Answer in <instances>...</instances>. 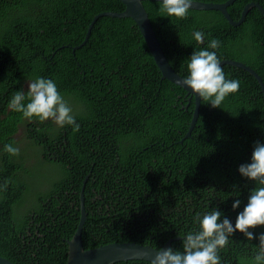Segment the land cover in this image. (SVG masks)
I'll return each instance as SVG.
<instances>
[{
    "label": "trees",
    "instance_id": "obj_1",
    "mask_svg": "<svg viewBox=\"0 0 264 264\" xmlns=\"http://www.w3.org/2000/svg\"><path fill=\"white\" fill-rule=\"evenodd\" d=\"M250 2L264 7V0H236L228 8L234 21ZM144 6L180 76L187 74L192 51L216 38L220 60L241 61L264 82V15L258 8L237 27L217 10L190 9L177 19L161 13L157 1ZM124 10L119 0H0V256L15 264L68 262L83 187L85 249L124 242L162 248L174 239L172 247L181 251L183 236L198 228L197 216L218 208L234 222L237 192L242 209L254 187L238 173L254 145L264 143V95L248 71L222 65L227 78L239 80L238 91L220 108L202 99L192 135L184 139L195 99L162 78L132 18L101 17L73 54L95 15ZM195 29L205 33L203 44L192 39ZM36 76L55 80L64 97L79 100L82 110L72 107L78 130H53V121L27 119L8 108L14 91H26ZM21 130L60 172L40 182L33 203L25 165L3 151L6 143L16 145ZM255 245L235 233L219 251L221 264H255Z\"/></svg>",
    "mask_w": 264,
    "mask_h": 264
},
{
    "label": "clouds",
    "instance_id": "obj_2",
    "mask_svg": "<svg viewBox=\"0 0 264 264\" xmlns=\"http://www.w3.org/2000/svg\"><path fill=\"white\" fill-rule=\"evenodd\" d=\"M157 2L161 13L177 19L186 18L193 5V0ZM191 35L198 44H203L206 39L205 33L199 29L193 30ZM219 46L218 39L209 38L205 47L192 51L187 58V74L183 78V86L214 108L219 107L226 96L238 91L240 85L238 79L226 77L215 51ZM7 106L27 119L50 120L60 127L72 126L74 131L79 128L72 107L51 78L36 76L31 79L26 91H14ZM3 151L13 156L19 154V148L13 143L4 144ZM238 173L252 182L254 187L249 191L242 209L238 198L240 193L237 192V198L231 205L232 210L236 211L235 221L218 208H211L197 216L198 228L183 236L182 251L174 247L157 248L149 264H221L219 251L229 244L237 232L250 243L257 241L254 262H264V231H254L264 226V143L254 145L250 160L238 166Z\"/></svg>",
    "mask_w": 264,
    "mask_h": 264
},
{
    "label": "water",
    "instance_id": "obj_3",
    "mask_svg": "<svg viewBox=\"0 0 264 264\" xmlns=\"http://www.w3.org/2000/svg\"><path fill=\"white\" fill-rule=\"evenodd\" d=\"M125 5V10L122 12L116 11H104L101 12L93 18L91 21L84 41L72 48L73 54L76 50L85 46L91 36L92 30L96 22L104 16L115 17V18H132L136 25L138 26L140 32L142 33L144 40L147 44V47L155 60L158 68L162 73V78L167 79L175 85L183 88L186 91V95L189 96L191 100L192 97L195 99V108L193 118L190 124V128L185 135L184 139L192 135L196 123L199 118L201 101L202 98H199L197 95L193 94L189 89L183 86V78L176 73L174 68L171 66L168 61L165 52L160 44V41L157 37L156 31L153 28L149 13L144 6V1H157V0H119ZM236 0H227L223 3H213V2H202L193 0V5L190 9L193 10H217L220 11L228 22L233 26H240L243 24L248 16V13L253 8H258L259 11L264 15V7L257 2L248 3L238 21H234L231 17L228 8ZM221 65H233L239 68H242L252 74L259 82L263 95H264V82L258 73L251 68L250 66L244 64L241 61H236L232 59L221 60ZM183 139V140H184ZM183 140L181 142H183ZM84 184H86L84 182ZM84 187L82 188L81 193V204H82V213L81 219L78 224L77 231L73 238L69 241V258L66 264H115L117 262L131 261V260H143L150 262L155 255V247L151 245H143L138 243H110L101 245L91 249H85L82 241V232L83 227L87 219V211L84 205ZM182 238V237H180ZM174 239L168 240L162 248L172 247V242ZM0 264H15L7 258L0 256Z\"/></svg>",
    "mask_w": 264,
    "mask_h": 264
},
{
    "label": "rangeland",
    "instance_id": "obj_4",
    "mask_svg": "<svg viewBox=\"0 0 264 264\" xmlns=\"http://www.w3.org/2000/svg\"><path fill=\"white\" fill-rule=\"evenodd\" d=\"M65 100L71 107L74 108V111L82 110L81 105L78 104L79 100L76 101L71 97H65ZM59 128L60 126L54 123L53 130ZM16 138L17 143L15 146L19 148L17 160L25 165L26 169H24L22 172L24 177L28 176V178L32 181L30 184L32 185L33 189L28 193V198L30 202H32L34 198H36L37 192L40 191V182H47L51 178L53 179L54 177L58 176L60 172L58 170V167H56V169L45 163L43 159L42 147L37 145L34 141L29 140L26 137L24 131H19ZM46 186L47 185H42L43 188Z\"/></svg>",
    "mask_w": 264,
    "mask_h": 264
},
{
    "label": "flooded vegetation",
    "instance_id": "obj_5",
    "mask_svg": "<svg viewBox=\"0 0 264 264\" xmlns=\"http://www.w3.org/2000/svg\"><path fill=\"white\" fill-rule=\"evenodd\" d=\"M85 201V200H84ZM81 206H82V204H81Z\"/></svg>",
    "mask_w": 264,
    "mask_h": 264
}]
</instances>
